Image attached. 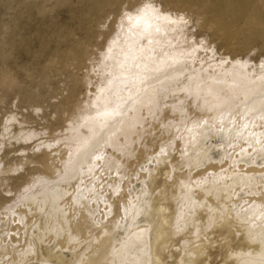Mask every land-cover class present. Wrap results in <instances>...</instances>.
Listing matches in <instances>:
<instances>
[{"label":"bare ground","instance_id":"obj_1","mask_svg":"<svg viewBox=\"0 0 264 264\" xmlns=\"http://www.w3.org/2000/svg\"><path fill=\"white\" fill-rule=\"evenodd\" d=\"M217 1L214 7L218 13L229 15L233 19L237 17L233 12L232 0ZM241 1L243 3L241 2L240 6L250 12L254 11L258 3L264 7V0ZM139 3L140 0L98 1L100 15L96 21V36L104 40L103 45L96 46L82 56L61 57L59 63L63 68L84 70L81 83L90 97L85 113L87 118H82L86 120L82 125L84 131L71 132L70 137L65 135L58 138L52 136L49 129L43 128L46 133L44 140L34 145L33 153L40 154L37 159L39 168L49 172L72 174L76 183L90 186L89 193L92 195L74 196V192L66 194L62 204L59 203L63 211L59 210L58 206L57 213L51 215L55 217V231L51 235L44 232L43 239L34 243L32 240L27 241L20 225L25 222L27 226L36 216L30 211H25L21 218L23 223H13L8 233L16 242L0 245V264H18L16 259L23 261L20 264H74L76 260L80 264H197L200 261L207 264L211 247L221 248L225 253L221 246L223 240H228L231 244L230 255L224 260L231 259L232 264H249L254 257L252 253L256 247L244 238L245 231L241 230L235 214L253 200L256 204H264V200L259 196L250 195L264 188V185L256 183L254 187L248 188L249 183L241 180L242 176L247 177L248 174L263 171L262 167L257 165L262 161L254 160L257 164L253 161L254 163L243 167L240 162L246 160H243L244 156L237 160L233 158L234 155L232 158L235 161L230 157L227 160L230 154L226 155L227 159L221 158L220 161L208 156L209 159L206 160L203 152L206 147L201 149V144L199 145V130L200 127H213L218 131H227L231 125H238L235 129L241 131L248 139L247 146L255 148L264 134V121L259 118L264 112H257L264 106V80L261 79L264 74L259 70L250 75L249 68L234 66L231 63L224 72L212 71L202 59H183L182 53L188 51L192 46L190 42L195 39L192 31L194 23L192 28L187 25L182 35L180 31H174V25L150 20V34L139 35L143 28L141 25L140 28L132 29L137 32V36L133 37L129 31L132 26L126 19L122 22L121 14L124 10L131 11ZM163 10L168 12L167 8L163 7ZM183 16L190 24L192 18L188 14ZM195 23L202 29V25L197 21ZM157 27L160 31H156ZM210 28L208 26L206 29ZM129 39H136V47L143 49L136 61H125L124 53L128 51ZM196 56L200 57V53ZM137 64L140 66L136 67ZM138 73L142 78L134 80L133 76ZM195 92L199 95L190 94ZM189 99L192 107L190 110L187 107ZM117 103L121 105L118 116L106 119L98 115L108 108L115 107ZM165 111L168 112L166 116ZM62 113V110H59L56 115L61 117ZM241 118L245 120L240 122ZM16 120L18 121L17 118ZM18 123L17 126H20L23 121ZM215 131L213 135L216 134ZM38 133L39 129L22 126L13 133L5 130L4 137L13 138L18 142L28 141L27 139L31 140ZM207 138L206 136L204 140L207 141ZM230 139L227 141L231 142ZM209 141L211 144V140ZM154 143L160 145V151L149 157L150 162L146 165L142 158ZM106 146L119 151L118 157L113 159L116 172L104 164ZM233 149L231 148V151ZM64 156H68V160L62 167ZM25 162L26 157L23 156L20 164L14 167L4 168L0 163L1 190H10L6 187L2 174L13 168L17 169ZM117 172L128 175L119 177L116 181H103L101 174H118ZM208 173H211V179L205 178L204 174ZM143 174H149L147 186L152 202L149 215L147 218L142 215V219H136L123 233L121 244L116 245L120 237L117 231L113 234L108 225L114 221L121 222L125 208L133 205L140 197L142 192L126 187L133 179L142 178ZM216 182L221 185H216ZM174 185L184 189L186 195L180 199H170L169 193ZM41 189V195L45 196L46 184H43ZM240 195L243 197L240 198ZM95 203L98 206L96 212L101 219L106 213V219L102 220L103 227H99L100 222H97L98 228L93 230L92 219L97 214ZM220 213L229 216L232 222L229 224L225 221L221 224ZM1 217L5 219L10 216L8 213H2ZM213 220L216 221L215 224ZM40 228L41 223L38 222L36 229ZM103 228L105 232L100 237L104 243H98L99 239H96L93 233ZM189 228L193 230V235L188 232ZM176 242L179 243L178 247L172 245ZM29 246L31 250L28 249ZM81 247H84L83 251L78 249ZM90 250L95 251L89 253ZM24 251H27V254H24Z\"/></svg>","mask_w":264,"mask_h":264},{"label":"rangeland","instance_id":"obj_2","mask_svg":"<svg viewBox=\"0 0 264 264\" xmlns=\"http://www.w3.org/2000/svg\"><path fill=\"white\" fill-rule=\"evenodd\" d=\"M98 1L0 0V141H2L0 142V163L4 168L9 166L14 167L20 164L23 156L26 157L27 162L17 169L13 168L15 170L12 169L2 174L6 181V187L10 190L6 192L0 189V245L16 242L8 233L13 223H23L24 220L21 218H23L22 216L25 211H30L36 216V219L27 226L25 222L22 224L23 226L20 225L27 241L32 240L34 243L38 239H43V234L49 232L51 235L55 231V217L51 215L57 213L56 209L58 206L60 207L59 210L63 211L61 204L66 194L70 195L74 192V196L92 195V193H89L90 186L76 183L72 174L49 172L39 168L37 159L40 158V154L33 153V150H35L34 145L39 143L40 140L43 141L46 136H44L46 133L43 131V128L49 129L52 132V136L58 138H62L65 135L70 137L71 132L84 131L82 125L86 122V107L90 102L89 94L81 83L84 70L83 68H63L59 63L61 62V57L82 56L96 46L100 47L103 45L104 40L96 36V21L100 15L97 6ZM217 2V0H163V7L167 8L171 15L188 14L192 18L188 27L192 28V24L194 23L192 31L195 42L198 44L200 40H203L206 45V49L199 51L200 57H197L196 60L202 59L205 61L212 71L218 70L224 72L230 63H222V61L232 60L234 57L245 58L241 57L240 54L248 53L249 51L258 54L264 50V7L258 3L255 5L254 11L250 12L240 6L241 0H232V4L234 5L233 12L237 15L233 19L229 15L218 13V10L214 7ZM195 21L203 26L202 29L196 25ZM208 26L211 28L206 29ZM247 59L249 62L247 68L250 69L249 74L252 75L259 72V58L252 59L251 57H247ZM187 107L188 110L192 109L190 99L187 101ZM262 107L264 108V106ZM59 110L63 112L61 117L56 115V112ZM260 111L261 109L257 112L260 113ZM164 113L165 116L168 115L167 111ZM259 113H256V115ZM12 117H16L18 121L16 118L12 119ZM82 118L85 119L83 120ZM20 120L25 125L17 126ZM244 120L245 118H241L239 121L242 122ZM12 121L15 122L12 123ZM7 125L10 126L8 127ZM22 126L39 129V133L33 136L31 140L27 139L28 141L19 140L18 142V140H14L13 138L4 137L5 130L8 133H13ZM232 126L227 131H218V129L216 130L213 127H200V142L204 138L206 140V136L208 137V142L205 140L201 143L199 142L201 149H205L206 147L205 151L203 150L206 153H204L206 160L209 158L215 159V161H220L221 158H228L227 160H229V157L231 159L235 155L233 158L237 160L242 159V156H244L243 160H246L240 162L243 167L255 161L261 162L258 158V145L264 142V139H262L264 138V134L260 139V143L257 144L258 148L255 149L256 146L251 149L247 146V143H249L248 139L241 134V131L235 129V126L238 128V125ZM212 130H216L215 135H213L214 132ZM230 131H233V133ZM237 132H240L239 136L237 135L239 138L235 137V133L238 134ZM223 134L224 136L222 137L224 139L221 137ZM217 135H220V138ZM231 135H234L233 138ZM208 139L211 140V144ZM214 139H217L218 142ZM229 139L231 142L227 141ZM228 142L229 144L231 143L230 145L228 144L229 146L227 145ZM232 142L235 143V146ZM240 143L242 146L245 143L243 148ZM207 144L208 146H206ZM221 144L222 147H220ZM215 145L217 149L214 148ZM225 146L228 148H225ZM160 148V145L154 143L147 155L144 154L142 158L143 163L149 164V157L159 152ZM231 148H234V151H231ZM241 148L244 151L247 150L248 153H246L247 151L243 152ZM250 151L253 154L255 153V157H252L254 155L252 153L251 155ZM118 152V149H114L111 146L104 148V164L108 165L113 172L117 171L113 159L118 157ZM232 152L235 153L233 154ZM239 152H241V155L237 154ZM207 153L209 155L213 153V155H210V157ZM223 154L225 156L222 157ZM229 154L230 156L226 158V155ZM234 159L233 161H235ZM67 160L68 156L62 158V167ZM257 162L254 164H257ZM243 163L245 164L243 165ZM261 163H264V161ZM261 163L257 165L261 166ZM261 169L263 171H258L261 173L256 171L257 173L241 177L243 182L249 183L247 185L248 188L254 187L256 183L264 185V179H262L264 177V168ZM210 174H204L205 178L211 179L212 175ZM127 175L119 173L101 174L103 181H116L119 177ZM142 178L137 177L133 179L126 187L139 193L142 192L140 197L135 200L133 205L125 208L121 222L114 221L108 225L113 234L116 231L118 232L120 240L117 241L116 245L121 244V239L124 237L123 233L136 219H142V215L147 218L149 215L152 203L148 195L147 186L149 185V174H143ZM43 184L47 186L45 196L41 195V186ZM216 185H221V183L219 182L218 184L216 182ZM56 195L58 199H56ZM183 195H186V191L179 189L175 185L169 193L172 200L180 199ZM242 197L243 195H240V198ZM248 204L242 206L240 209L241 217L238 222L240 223L241 230L246 232L249 228H252L253 231H259L260 221H256L255 225H252L251 220L247 217ZM94 206L95 214L97 213L98 215H94L95 218L92 219L93 230L98 228L96 226L97 222H100L99 227H103L104 222L102 220L106 219V213L101 219L99 213L96 212L98 209L97 204L95 203ZM2 213H8L10 217L4 219L1 217ZM38 222L41 223L42 229H36ZM104 232L105 229L103 228L93 233V236L99 239L98 243H104L102 237H100ZM188 232H191L192 235L194 234L191 228L188 229ZM193 239L195 240V236ZM196 242L197 240H195ZM172 245L178 247L179 243L176 242ZM101 247H103V244H101ZM28 249L31 250V247L29 246ZM78 249L83 251L84 247ZM94 251L90 250L89 253H93ZM26 252L24 251V254H27ZM209 253L210 256L207 261L211 260L212 264H217V261H221L222 258H228V256H225L223 249L218 247H211ZM252 254L254 257L249 264H258L260 249L256 247ZM22 262L20 259H16V263L20 264ZM74 264H80V262L76 260ZM197 264H205V262L200 261Z\"/></svg>","mask_w":264,"mask_h":264},{"label":"snow or ice","instance_id":"obj_3","mask_svg":"<svg viewBox=\"0 0 264 264\" xmlns=\"http://www.w3.org/2000/svg\"><path fill=\"white\" fill-rule=\"evenodd\" d=\"M122 22L123 20H127L132 27H130L129 31L132 32V36H137V32L132 31L133 28H140L141 25H143L142 30L139 32V35H144L145 33L150 34L151 24L149 23L150 20H157V21H164L169 25H174V31H180V33L183 35L184 28L188 25V20L185 19L183 15H179L176 17H173L168 12L163 10V0H140V3L138 6H136L131 11L124 10L121 14ZM156 31H160L159 27L156 28ZM192 45L187 52L182 53V58L186 60H192L195 61L197 56L196 54L201 49H206L205 42L203 40H200L197 44L194 40L190 42ZM137 40L136 39H129L128 40V51L124 53L125 61H136L138 59V54H141L143 52L142 48H137ZM111 51V49H109ZM241 57L245 58H233L232 60H224L222 63H231L234 64V66H239L242 68H246L249 66V62L247 57H251L252 59L259 58V70L262 74H264V50H262L260 53L256 54L251 51L248 53H242L240 54ZM140 65L137 64L136 67H139ZM141 75L138 73L133 76V79H141ZM261 79L264 80V75L261 76ZM199 95L198 92L190 93ZM121 105L117 103L115 107L106 109L103 113H98V115H101L105 117L106 119L113 118L115 116H118L119 109ZM262 112H264V108L261 109ZM260 120L264 121V115H261ZM244 127H247V124L244 125ZM239 136V133L237 134ZM258 143H260L258 141ZM163 151V150H162ZM259 152V159L261 161H264V143H260V147L258 149ZM261 167L264 168V163L261 164ZM264 179V177H262ZM250 195H256L259 196L261 200H264V188H261L259 191L250 193ZM235 207V206H234ZM257 212H259V215H257ZM247 217L251 220L252 225H255L256 220L260 221V228L259 231H253L252 228H249L246 232L243 233L244 238L246 241L260 249V259L258 261V264H264V204H256L255 201L251 204L247 205ZM235 217L237 220L241 217V212L237 211L235 214ZM219 221L221 224H223L225 221H227L229 224L232 222L229 216H226L224 214H221L219 217ZM213 223L215 224L216 221L213 220ZM230 232V229H229ZM239 235V234H238ZM221 246L225 250V256L230 255V241L223 240L221 241ZM207 264H212L211 260L207 262ZM217 264H232L231 259L224 260L223 258L221 261H217Z\"/></svg>","mask_w":264,"mask_h":264}]
</instances>
